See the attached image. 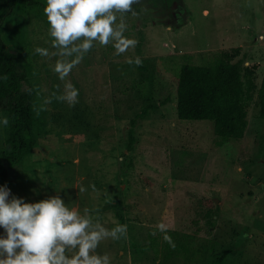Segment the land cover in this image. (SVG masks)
<instances>
[{
  "label": "rangeland",
  "instance_id": "obj_1",
  "mask_svg": "<svg viewBox=\"0 0 264 264\" xmlns=\"http://www.w3.org/2000/svg\"><path fill=\"white\" fill-rule=\"evenodd\" d=\"M45 4L12 8L0 30L22 62L38 137L18 165L5 163L0 186L26 203L58 195L81 215L95 210L107 229L126 224L127 239L96 250L110 264H264V0H142L136 16H124L135 49L116 56L96 44L65 81L52 71L60 57L34 53L54 50ZM224 51H235L250 94L241 138L223 139L213 120L182 119L176 107L182 66L214 65ZM136 56L141 66L126 62ZM67 82L79 90L73 107L53 96ZM4 117L0 149L10 147L1 109ZM161 222L192 235L194 259L164 256Z\"/></svg>",
  "mask_w": 264,
  "mask_h": 264
},
{
  "label": "clouds",
  "instance_id": "obj_2",
  "mask_svg": "<svg viewBox=\"0 0 264 264\" xmlns=\"http://www.w3.org/2000/svg\"><path fill=\"white\" fill-rule=\"evenodd\" d=\"M142 0H46L43 14L48 23L51 38L50 51L36 47L34 53L41 57H60L52 71L59 80L65 81L72 70L96 44H109L119 56L135 49L138 40L124 35L127 24L126 14L136 16L134 5ZM119 21V22H118ZM129 65H142L140 57H129ZM4 80L8 76H3ZM59 87V86H57ZM55 99L66 102L70 107L78 103L79 90L71 82L64 84L63 93ZM51 99L45 101L50 103ZM39 115V110H36ZM5 127L9 119L0 120ZM96 191L95 185H90ZM87 189L79 187L83 193ZM7 186H0V264H110L107 253L97 254L96 250L104 240L127 239V225L116 224L105 228L97 219L93 220L88 208L80 212L66 206L57 195L36 203H26L23 198L11 196ZM163 239L172 248L175 244L167 234L168 225L161 222L156 226ZM152 235H156L154 231Z\"/></svg>",
  "mask_w": 264,
  "mask_h": 264
},
{
  "label": "trees",
  "instance_id": "obj_3",
  "mask_svg": "<svg viewBox=\"0 0 264 264\" xmlns=\"http://www.w3.org/2000/svg\"><path fill=\"white\" fill-rule=\"evenodd\" d=\"M28 0H0V30L12 8L26 5ZM235 50V49H234ZM235 51H224L214 65L186 63L182 66L177 83L176 107L180 118L189 120L210 119L223 139L241 138L247 127V108L250 94L236 62ZM22 62L0 34V110L6 109L10 118L8 149H0V174L6 162L18 165L38 144L34 133L35 113L32 95L23 89L25 78ZM8 79L4 80L3 76ZM264 113V80L260 102ZM152 107H155L154 105ZM145 106L138 116L145 117ZM133 125L135 120L132 121ZM135 137L131 132L129 147ZM175 248L163 239L166 258L175 253L195 258L192 235L186 232H167ZM224 261V256L217 259Z\"/></svg>",
  "mask_w": 264,
  "mask_h": 264
}]
</instances>
